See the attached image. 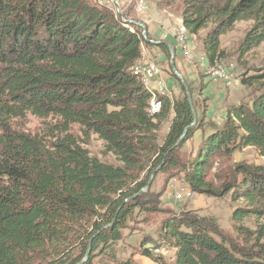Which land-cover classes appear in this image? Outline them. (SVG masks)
Listing matches in <instances>:
<instances>
[{"label": "trees", "instance_id": "trees-1", "mask_svg": "<svg viewBox=\"0 0 264 264\" xmlns=\"http://www.w3.org/2000/svg\"><path fill=\"white\" fill-rule=\"evenodd\" d=\"M240 20L252 21L239 46L245 54L264 41V0H184L181 12L189 39L213 24L203 41L209 65L222 56L220 37ZM151 47L168 54L165 44L146 41L139 26L94 0H0V264H139L132 257L95 263L93 253L100 243L112 250L130 212L125 199L145 186L157 165L181 168L192 193L241 201L231 219L244 243L225 235L215 216L182 209L161 224L173 260L147 248L142 255L158 264H264V221L253 230L243 224L264 216V165L239 162L217 186L208 179L216 159L245 146L264 156V91L228 106L222 125L208 132L200 115L176 143L192 121L191 109L185 93L170 98L156 92L159 113H148L152 93L134 65ZM258 78L242 75L241 82ZM27 114L41 119L38 132L16 124ZM74 124L80 135L72 132ZM196 130V153L182 165L178 146ZM92 134L119 164L90 153ZM114 217L113 227L104 229ZM76 230L85 238L73 255L65 250ZM90 238L89 257L80 262Z\"/></svg>", "mask_w": 264, "mask_h": 264}, {"label": "rangeland", "instance_id": "rangeland-1", "mask_svg": "<svg viewBox=\"0 0 264 264\" xmlns=\"http://www.w3.org/2000/svg\"><path fill=\"white\" fill-rule=\"evenodd\" d=\"M147 1L150 7L149 10L143 14L136 13L133 5H128L127 2L124 1L125 8L123 10L129 17L128 19L142 21L146 27L149 28L150 32L157 31L161 28L168 31L171 27L176 25L177 27L181 26V12L184 7V0ZM149 14L156 20H152L148 24L147 17ZM158 24H161V27H159ZM251 25V20L237 21L229 31L220 37V50L222 56H220L216 62L222 63L231 70L234 80L230 85L225 84L219 79L214 80L209 78L205 72L209 64L206 61L203 41L207 33L212 29V23H208L206 27L200 29L196 34L191 36L188 50L187 45H182V40H176L174 36L171 37V39H173L171 42L175 48V66L186 83L190 84L193 90L192 96L191 94L190 96L192 103L193 100L196 103V107L194 108L197 113V120L193 126L199 123V116L203 114L202 129L204 132H208L209 129L222 125L225 111L228 106L239 102H250L258 93L264 91V41L258 47L245 54H241L239 49L246 31ZM144 52H146L147 55H143ZM142 55V61H154L160 66L163 72V79L169 77L173 79V81L164 80L165 89L168 91L166 95L170 98L181 97L184 91L181 83L169 70V54L162 52L160 49L151 47L149 50L143 49ZM199 58L200 63L197 62ZM251 74L259 75L258 81L252 85L243 84L241 82V76ZM147 87L150 90H157V87L152 83L147 85ZM16 124L30 133L38 132L43 126L41 119L30 114H27L25 118L19 120ZM167 127L168 123L165 122L159 131V144L167 131ZM72 132L75 135H80L79 126L75 124L72 125ZM200 138L201 130H196L192 138H189L178 146V157L182 165H186L192 160L196 153ZM86 147L92 155H95L99 159L115 165L119 164L112 154L103 153V142L98 139L95 134L90 136ZM158 155L159 153H156L152 157V160ZM239 162L264 165V156L260 155L253 146H245L233 153L230 158L219 157L216 159L209 170L208 179L217 186L229 173H231L233 166ZM150 164H152V162H150ZM155 169L157 171L150 177L152 171ZM144 174V172H141L136 181L141 180ZM150 175L147 180V182L149 181V186L144 188L143 191H140V189L136 194L128 197L126 200L130 212L126 216L122 227L119 228L121 234L120 239L110 243V248H112V250L109 253L105 245L100 243L98 249L93 253V262L107 261L114 257L116 259L132 257L139 264H158L149 257L141 254L143 248L149 249L154 255L160 254L165 262L172 261L174 258V249L163 243L160 236L161 224L165 218L173 214H178L182 209L197 210L199 214L215 216L225 235L232 238L234 242H238L239 244L244 243V241L236 235L231 219L233 209L237 204H241V201L236 203L231 199L229 194L223 197H214L194 192L189 197L184 196L183 200H176L174 197V188L171 187L170 184L174 182L173 180L184 184L183 171L181 168L175 167L167 171H161V165H157L152 168ZM134 183L135 182L131 185ZM138 195H140V197L134 199V197ZM263 221L264 216L261 218L249 217L244 219L243 224L250 230H253L256 228V224ZM109 227H113V223L104 229H108ZM84 238L85 235L80 230H76L71 236L70 244L72 245L66 248L65 251L73 255L78 254L80 248H77V245L81 240L84 241ZM89 240H87L88 243ZM260 242H264V237L260 239ZM90 252L91 243L88 257Z\"/></svg>", "mask_w": 264, "mask_h": 264}, {"label": "built area", "instance_id": "built-area-1", "mask_svg": "<svg viewBox=\"0 0 264 264\" xmlns=\"http://www.w3.org/2000/svg\"><path fill=\"white\" fill-rule=\"evenodd\" d=\"M114 1V0H112ZM124 1L127 2L128 5H133L134 11L138 14L146 13L149 10V3L147 0H116L118 3L119 10L123 13L124 7ZM123 3V4H122ZM115 7V6H114ZM115 9L118 11V9L115 7ZM124 14V13H123ZM125 16V15H124ZM168 34H176L181 37L182 45H187V50L189 49L190 39L187 34H181L180 29L176 26L171 27L170 30L165 31L162 34V40H168ZM154 39V38H152ZM156 39V38H155ZM197 62L200 63V58L197 60ZM217 64H221V71H206V74L209 78H212L214 80H221L225 84L230 85L233 80L234 76L229 68H227L222 63L217 62ZM150 67H157V75H150V79L154 82L156 86H164V79H163V72H161L160 66L155 63L154 61L148 60V64L146 65L145 69L149 71L150 74ZM174 182H171L170 186L174 188V197L176 200H183L184 199V193L187 189H190L185 184L179 183L175 180Z\"/></svg>", "mask_w": 264, "mask_h": 264}, {"label": "water", "instance_id": "water-1", "mask_svg": "<svg viewBox=\"0 0 264 264\" xmlns=\"http://www.w3.org/2000/svg\"><path fill=\"white\" fill-rule=\"evenodd\" d=\"M114 2V6L118 9V12L120 14L121 17H124V14L119 10L118 8V3L116 2V0L113 1ZM130 23H133L137 26H139L141 28V34H142V37L143 39H145L146 41L148 42H151V43H154V44H160V43H163L167 46V49H168V54H169V69L170 71L172 72V74L178 79V81L181 83L182 87L184 88V93H185V96H186V99L188 101V104L190 106V109H191V113H192V121L190 122V124H188L182 134L180 135L179 139L177 140L176 143H179L181 141V139L183 138V136L185 135V133L187 132V130L189 128H191L195 123H196V120H197V113H196V110L194 108V105L192 103V100H191V96H190V92H189V88H188V84L186 83V81L184 80V78L182 77L181 73L179 72V70L177 69V67L175 66V63H174V54H175V48H174V45L171 41L169 40H160V39H152V38H148L147 37V28L145 26V24L140 21V20H135V19H130L129 20ZM157 170H153L150 177H152V175L156 172ZM149 186V181L146 183L145 187L141 188L140 191H143L144 188H147ZM127 200V198L125 199V201ZM115 217L112 219V221L110 223H108L107 225L104 226L105 227H108L109 225H111L114 221ZM92 241V238H90L89 240V243H88V246H87V250H86V254L84 256V258L80 261V262H83L87 259L88 257V253H89V247H90V243ZM79 262V263H80Z\"/></svg>", "mask_w": 264, "mask_h": 264}, {"label": "bare ground", "instance_id": "bare-ground-1", "mask_svg": "<svg viewBox=\"0 0 264 264\" xmlns=\"http://www.w3.org/2000/svg\"><path fill=\"white\" fill-rule=\"evenodd\" d=\"M97 4L99 5H106V6H110L114 9V11L120 16L119 12L115 9L114 7V2L112 0H94ZM121 17V16H120ZM122 21L130 23L129 20L125 17H121ZM180 29V33L181 34H187V29L184 26H179L178 27ZM174 38L177 40H181V37H179V35L173 34ZM148 64V60H144L141 62H137L134 65V71L138 72L141 75V78L144 82V84L149 85V84H154V82L152 81V79H150V75H157V68L156 67H150V74L149 71L145 69L146 65ZM207 71H221V64H217V62H215L213 65H209L207 67ZM162 72V71H161ZM155 85V84H154ZM156 86V85H155ZM157 90H150L152 93V97L150 99V105L148 107L149 112L151 114H155V113H159L160 110V106H161V101L157 100V96H156V92L160 93V94H165L166 95V89L165 86H156ZM148 88V87H147ZM192 192L191 190L187 189L184 193L185 197H189L191 196Z\"/></svg>", "mask_w": 264, "mask_h": 264}, {"label": "crops", "instance_id": "crops-1", "mask_svg": "<svg viewBox=\"0 0 264 264\" xmlns=\"http://www.w3.org/2000/svg\"><path fill=\"white\" fill-rule=\"evenodd\" d=\"M147 19H148V24L152 21V20H156L152 15H148V17H147ZM146 26V25H145ZM158 26L159 27H161V24H158ZM147 29H148V31H149V28L148 27H146ZM165 32V30L163 29V28H161V29H159V30H157V31H154V32H150L149 31V33H150V35H151V37H153V38H156V39H161L162 38V34ZM173 36V34H168V40L169 41H171V40H173V39H171V37ZM143 55H147V53L146 52H144V54ZM171 77H169V78H165L164 80L166 81H173V79L171 78ZM168 83H170V82H168ZM150 85V84H149Z\"/></svg>", "mask_w": 264, "mask_h": 264}]
</instances>
